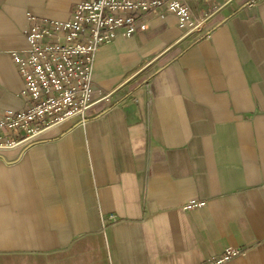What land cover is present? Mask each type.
Segmentation results:
<instances>
[{
    "label": "crops",
    "instance_id": "0c3cea01",
    "mask_svg": "<svg viewBox=\"0 0 264 264\" xmlns=\"http://www.w3.org/2000/svg\"><path fill=\"white\" fill-rule=\"evenodd\" d=\"M77 0H0V109H20L12 52L27 15ZM94 54L96 97L0 154V264H264V0H182ZM200 199L204 205L183 204Z\"/></svg>",
    "mask_w": 264,
    "mask_h": 264
},
{
    "label": "built area",
    "instance_id": "2783aa9c",
    "mask_svg": "<svg viewBox=\"0 0 264 264\" xmlns=\"http://www.w3.org/2000/svg\"><path fill=\"white\" fill-rule=\"evenodd\" d=\"M206 1V0H204ZM174 13L177 24L188 32L199 30L204 19L193 20L190 7L182 0H77L66 19H37L27 15L22 33L27 46L12 52L22 79L20 109H0V154L25 148L57 125L77 118L102 96L96 97L91 70L98 47L118 33L130 36L146 28L149 16ZM204 205L191 198L190 209ZM240 252L225 247L204 264H221Z\"/></svg>",
    "mask_w": 264,
    "mask_h": 264
}]
</instances>
